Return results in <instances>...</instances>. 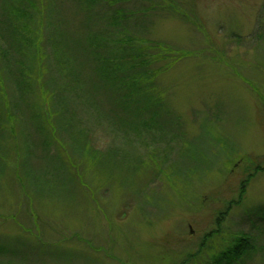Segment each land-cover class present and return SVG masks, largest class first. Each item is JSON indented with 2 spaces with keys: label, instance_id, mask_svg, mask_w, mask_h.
<instances>
[{
  "label": "rangeland",
  "instance_id": "1",
  "mask_svg": "<svg viewBox=\"0 0 264 264\" xmlns=\"http://www.w3.org/2000/svg\"><path fill=\"white\" fill-rule=\"evenodd\" d=\"M0 264H264V0H0Z\"/></svg>",
  "mask_w": 264,
  "mask_h": 264
},
{
  "label": "trees",
  "instance_id": "2",
  "mask_svg": "<svg viewBox=\"0 0 264 264\" xmlns=\"http://www.w3.org/2000/svg\"><path fill=\"white\" fill-rule=\"evenodd\" d=\"M59 45L61 46V44H59ZM133 72H134V68H133ZM116 78H117L116 75H113L112 79H110V81H108V80L107 81L110 82L112 88L118 87V89H120L121 91L124 90V85L122 83H120L119 80L116 79ZM140 93L141 94H139V95H142V97H140V98L139 97H135L136 99H140L139 100L140 102L136 101L135 98H132L131 99V104H135V103L139 102V103L136 104L137 105V109L140 108L141 110H144V111H150V113L152 115L159 114V110H160V108H159V100L158 99H154V98H151V99L150 98H146V95H151V94H148L146 90L143 91V92H140ZM122 96L124 97V94ZM153 103H155V107L153 106ZM139 105H141V106L138 107ZM107 165L110 166L108 163H107ZM244 244H246V242L242 243L240 248L247 249L246 245H244Z\"/></svg>",
  "mask_w": 264,
  "mask_h": 264
}]
</instances>
